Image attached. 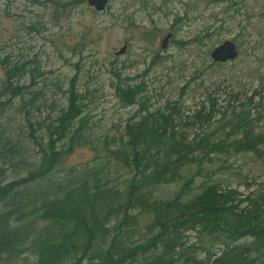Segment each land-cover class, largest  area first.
Here are the masks:
<instances>
[{"label": "rangeland", "instance_id": "1", "mask_svg": "<svg viewBox=\"0 0 264 264\" xmlns=\"http://www.w3.org/2000/svg\"><path fill=\"white\" fill-rule=\"evenodd\" d=\"M227 40L239 57L214 62L211 52ZM127 84L139 85L137 101L150 113L172 114V127L188 142L217 128L229 100L236 111L250 108L259 117L256 133L264 135V0H110L104 11L87 0H0V180L39 165L70 94L83 111L71 133L77 129L82 138L73 136L71 147L59 143L65 154L53 173L107 161L108 150L139 120L140 106H124L116 94ZM213 106L211 125L194 123L192 117ZM198 159L183 169L194 192L209 183L219 193L236 190L238 198L228 200L237 202L264 187V149L228 148ZM106 171L119 183L132 174L117 162ZM180 185H165L157 195L171 197ZM25 255L22 264L34 260L30 251Z\"/></svg>", "mask_w": 264, "mask_h": 264}, {"label": "trees", "instance_id": "2", "mask_svg": "<svg viewBox=\"0 0 264 264\" xmlns=\"http://www.w3.org/2000/svg\"><path fill=\"white\" fill-rule=\"evenodd\" d=\"M139 88L116 87L124 106H140L139 120L107 161L53 173L65 154L59 143L74 144L78 130L71 129L83 112L70 94L39 165L0 180V264H22L29 251V264H264V187L234 202L228 199L238 198L236 190L219 193L205 183L194 192L193 178L183 173L199 164L200 153L262 152L264 135L253 127L259 117L246 106L236 111L229 100L217 128L186 144L172 114L142 107ZM214 112L199 111L194 123L211 125ZM220 131L224 136L215 138ZM110 162L132 174L119 183L106 171ZM175 182L181 185L173 196L157 195Z\"/></svg>", "mask_w": 264, "mask_h": 264}, {"label": "water", "instance_id": "3", "mask_svg": "<svg viewBox=\"0 0 264 264\" xmlns=\"http://www.w3.org/2000/svg\"><path fill=\"white\" fill-rule=\"evenodd\" d=\"M88 4L96 9L97 11H104L110 0H87ZM171 37L170 35H167V37L163 40L162 47H166V42ZM127 49V44H125L119 51L116 52V54H124ZM239 57V49L238 46L232 42L231 40H227L222 44H219L216 48L213 49L211 52V58L216 63H225L228 61H232Z\"/></svg>", "mask_w": 264, "mask_h": 264}, {"label": "bare ground", "instance_id": "4", "mask_svg": "<svg viewBox=\"0 0 264 264\" xmlns=\"http://www.w3.org/2000/svg\"><path fill=\"white\" fill-rule=\"evenodd\" d=\"M184 140H185V143H186V144H189V143H190V142H188L186 139H184Z\"/></svg>", "mask_w": 264, "mask_h": 264}]
</instances>
